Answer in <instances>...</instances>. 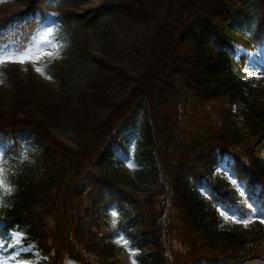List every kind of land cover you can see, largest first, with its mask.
Listing matches in <instances>:
<instances>
[{"label": "trees", "instance_id": "trees-1", "mask_svg": "<svg viewBox=\"0 0 264 264\" xmlns=\"http://www.w3.org/2000/svg\"><path fill=\"white\" fill-rule=\"evenodd\" d=\"M117 1L124 22L151 26L132 50L140 73L119 101L106 89L125 71L105 77L93 97L108 111L79 147L40 120L0 111L2 138L17 143L30 133L38 146L32 161L7 158L14 190L2 203L0 261L28 256L11 245L18 229L43 264H264V82L246 77L235 47L264 46V0L240 34L247 0ZM44 19L41 7L32 18H5L0 58L32 45ZM141 104L149 118L143 144L158 168L133 188L104 167L119 163L117 133ZM224 155L244 194L205 180Z\"/></svg>", "mask_w": 264, "mask_h": 264}, {"label": "rangeland", "instance_id": "rangeland-1", "mask_svg": "<svg viewBox=\"0 0 264 264\" xmlns=\"http://www.w3.org/2000/svg\"><path fill=\"white\" fill-rule=\"evenodd\" d=\"M117 2L0 0V23L13 15L32 18L38 14V7L45 10V19L32 45L0 58V111L18 112L20 116L40 120L58 140L72 148L79 147L83 135L89 134V127L108 111L93 97L105 77L119 69L125 71L123 81L112 80L106 89L113 101H119L129 93L133 77L140 73L132 50L144 40L151 26L145 23L131 26L124 22L116 12ZM261 10L260 0H247V18L238 24L236 34L250 31ZM235 47L238 55L244 56L246 77L264 82V46L243 48L236 44ZM21 58H26L24 63L16 62ZM258 97H264L263 86ZM129 114L130 119L117 133L112 154L114 162L119 163L107 164L104 171L138 188L151 182L158 163L150 146L143 144L146 141L143 127L149 122L148 107L141 104ZM14 142L0 136V223L3 200L14 190L7 158L32 161L38 151L30 133L18 136L17 143ZM124 143L127 152L120 155ZM231 162L228 155L220 157L205 180H221L227 188L244 194V185L230 176ZM10 238L11 245L16 247L15 254L28 256L0 264H43L45 258L34 243L24 242L25 234L21 230H12Z\"/></svg>", "mask_w": 264, "mask_h": 264}, {"label": "snow or ice", "instance_id": "snow-or-ice-1", "mask_svg": "<svg viewBox=\"0 0 264 264\" xmlns=\"http://www.w3.org/2000/svg\"><path fill=\"white\" fill-rule=\"evenodd\" d=\"M49 33H46V35H48ZM25 59L26 58H21L19 61H16V62H19V63H24L25 62ZM37 71H39L38 69H37ZM26 158V157H25ZM113 215H115V213H113Z\"/></svg>", "mask_w": 264, "mask_h": 264}]
</instances>
